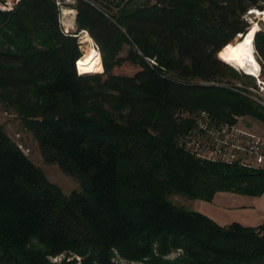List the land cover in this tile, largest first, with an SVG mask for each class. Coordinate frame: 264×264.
Wrapping results in <instances>:
<instances>
[{"label":"trees","instance_id":"16d2710c","mask_svg":"<svg viewBox=\"0 0 264 264\" xmlns=\"http://www.w3.org/2000/svg\"><path fill=\"white\" fill-rule=\"evenodd\" d=\"M263 7L264 0H79L78 27L104 65L95 74H79L76 38L64 34L54 0L0 11V103L34 133L45 162L80 185L66 194L0 123V264H59L50 256L60 254L82 257L60 264H116L115 250L147 264H264V223L223 226L171 199L264 192V170L202 159L181 142L201 111L264 122V109L221 85L235 75L219 56L250 28L247 12ZM126 43L133 45L122 56ZM255 46L264 63V28ZM143 54L158 55L161 68ZM178 248L183 257L163 259Z\"/></svg>","mask_w":264,"mask_h":264},{"label":"rangeland","instance_id":"374dc122","mask_svg":"<svg viewBox=\"0 0 264 264\" xmlns=\"http://www.w3.org/2000/svg\"><path fill=\"white\" fill-rule=\"evenodd\" d=\"M244 18L249 22L251 26L253 25L254 21H257L260 24V29L264 28V21L262 20V18L259 17V15L254 16V15L246 14ZM88 34L90 33L88 32ZM82 36L83 35L74 36L76 38V42L78 44L80 51V56L75 61V65L78 71L79 69L77 66V62L79 61L78 59L82 56V54H84V50H85V42L82 39ZM236 39H239V37L235 38L234 41H236ZM0 40H4L3 37H1ZM86 42L89 41L86 40ZM90 42L91 43H89V45H94L97 46L98 48V45L94 39L90 40ZM132 45L133 44L131 43H126L121 52V55L127 56L129 54ZM10 47L13 48L12 45H10ZM140 53L142 54L141 51ZM143 58L150 67L154 68V66H158L161 68L160 65L161 63L158 55L150 56L143 54ZM152 61L155 62L153 63ZM230 65L233 68V74L235 76H231L229 77V80L222 82L221 83L222 86L235 87L237 83H241L244 86L246 85L249 86L251 84H254L255 80H253V83H247L243 79L239 78V76L243 73L237 70V68L233 66L234 64L233 65L230 64ZM130 67L132 68V65ZM125 69L127 72L132 73L131 72L132 69H129L128 66H126ZM103 71H104V65L103 68L97 70L95 73H100ZM95 73H91V74H95ZM79 74L81 73L79 72ZM166 75H168V73ZM197 81L210 83L198 79ZM248 122L251 123V129L254 132L264 135L263 121L250 118ZM0 123L4 126L6 132L11 137V139L18 145L20 150L44 171V173L46 174L49 180L58 184L62 188V190L68 195L80 189V185L75 180V178L64 173L58 164H49L45 162L39 148L38 140L36 139L34 133L30 131L26 126H24L21 117L14 110H9V111L4 110V107L1 103H0ZM220 196L221 195H218L217 197H214L212 200H205V199H192L186 195L173 194L171 195V199L174 203L178 205H182L188 209H195L199 207L201 208V211H205L206 213L215 215L216 217L219 218V221H221L224 226L230 225L234 221H238L244 225H250L254 227L264 223V192L261 193L260 195H250V194H241V193L233 192L232 196L229 199L221 198ZM184 254H185L184 250L178 248L164 255L163 259L165 261L175 262L179 258L183 257ZM65 257H67V255L60 254L57 256H50V259L60 264ZM67 258L68 260L76 258L78 260V263H80L82 260V257L79 255H71V256L69 255ZM112 261L116 264H147L146 261L130 260L124 257L118 250L114 251V255L112 256Z\"/></svg>","mask_w":264,"mask_h":264},{"label":"built area","instance_id":"2783aa9c","mask_svg":"<svg viewBox=\"0 0 264 264\" xmlns=\"http://www.w3.org/2000/svg\"><path fill=\"white\" fill-rule=\"evenodd\" d=\"M21 2L22 0H0V11L13 12ZM54 2L58 9L59 24L65 35L81 36L83 33H88L86 29L78 27L79 0H54ZM253 9L259 11L264 7ZM253 9L247 14L257 15L252 13ZM259 17L264 21V16ZM255 54L260 63V70L255 74L235 66L240 72L253 76L255 83L249 86L237 83L236 87L257 106L264 109V63L256 46ZM181 142L190 152L202 159L264 170V135L254 132L251 123L245 119L225 121L214 117L208 111H201L193 116V124L182 136Z\"/></svg>","mask_w":264,"mask_h":264},{"label":"bare ground","instance_id":"6f19581e","mask_svg":"<svg viewBox=\"0 0 264 264\" xmlns=\"http://www.w3.org/2000/svg\"><path fill=\"white\" fill-rule=\"evenodd\" d=\"M252 13L262 17L264 16V9H260L259 11H255V9H253ZM259 30V22L254 21L253 25L245 34H240L238 36L239 39H236V41L226 45L219 52L220 58L232 65L234 64L236 67L245 69L250 74L258 72V70H260V63L255 54L254 41L255 35ZM249 33H252L251 36L248 35ZM87 35L89 34L87 33ZM245 37H247V40L251 41V43H243ZM84 42V57L79 61V66H77L81 74H91L103 68L102 56L101 52L96 47L89 45V42ZM242 43L243 47H238V45H241Z\"/></svg>","mask_w":264,"mask_h":264},{"label":"crops","instance_id":"0c3cea01","mask_svg":"<svg viewBox=\"0 0 264 264\" xmlns=\"http://www.w3.org/2000/svg\"><path fill=\"white\" fill-rule=\"evenodd\" d=\"M90 39H89V38ZM85 38V39H84ZM84 41H89V43H91L90 42V40H91V37L90 36H84L83 38H82ZM94 46V45H93ZM95 47V46H94ZM83 56H84V54H83ZM78 66H79V62H78ZM95 73V72H94ZM232 194H233V192H226V191H220V192H218L216 195H215V197H217L218 195H221L220 197L221 198H225V199H229L231 196H232ZM194 210H198V211H201V208H199V207H197V208H195ZM201 212H203V213H205V214H207L208 216H210L211 218H213L215 221H217L220 225H223V223L221 222V221H219V218L218 217H216L215 215H211V214H209V213H206L205 211H201ZM234 222H238V221H234ZM224 226V225H223ZM227 226V225H226ZM250 226V225H249Z\"/></svg>","mask_w":264,"mask_h":264},{"label":"snow or ice","instance_id":"6c2138e0","mask_svg":"<svg viewBox=\"0 0 264 264\" xmlns=\"http://www.w3.org/2000/svg\"><path fill=\"white\" fill-rule=\"evenodd\" d=\"M252 33H249L248 35L251 36ZM243 43H251V41L247 40V37H245V40ZM243 43L241 45H238V47L242 48L243 47ZM231 47V46H230Z\"/></svg>","mask_w":264,"mask_h":264},{"label":"water","instance_id":"95a60500","mask_svg":"<svg viewBox=\"0 0 264 264\" xmlns=\"http://www.w3.org/2000/svg\"><path fill=\"white\" fill-rule=\"evenodd\" d=\"M243 34H245V33H243ZM78 58V57H77Z\"/></svg>","mask_w":264,"mask_h":264},{"label":"clouds","instance_id":"9594fccd","mask_svg":"<svg viewBox=\"0 0 264 264\" xmlns=\"http://www.w3.org/2000/svg\"><path fill=\"white\" fill-rule=\"evenodd\" d=\"M240 35V34H239Z\"/></svg>","mask_w":264,"mask_h":264}]
</instances>
